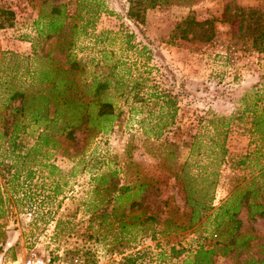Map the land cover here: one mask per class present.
Listing matches in <instances>:
<instances>
[{"label": "rangeland", "instance_id": "rangeland-1", "mask_svg": "<svg viewBox=\"0 0 264 264\" xmlns=\"http://www.w3.org/2000/svg\"><path fill=\"white\" fill-rule=\"evenodd\" d=\"M155 1L139 23L127 15L128 0H0L2 264H20L31 251L61 253L74 264H180L199 246H212L221 237L211 231V220L161 232L170 207L183 211L175 173L189 157L193 140L188 168L195 171L198 163L214 159L207 170L218 172L213 206L236 183L253 176L261 180L264 141L252 128L251 111L264 103V0ZM60 4L70 23L63 29L70 33L67 40L73 39L70 48L64 35L46 38L37 32L42 28L38 16ZM237 7L244 9L242 14ZM187 18L212 19L213 37L192 38L198 27L189 26ZM34 51H51L62 61L69 55L81 61L75 70L81 78L107 81L101 93L112 102L114 118L105 132H87L83 124L72 136L55 133L57 147L42 145L28 154L40 130L36 125H27L15 144L8 139L4 131L12 125L7 113L17 101L5 105L4 97L27 82L21 71L31 64ZM90 94L84 93L85 98ZM220 116L225 119L217 120ZM222 123L228 152L217 157L209 149L211 130ZM247 153L248 159L238 164V156ZM128 162L133 165L126 168ZM106 174L107 182L96 178ZM145 180L150 189L141 206L123 208L130 213L124 220L136 226L121 231L113 216L121 213L114 199L121 192L112 191L113 184ZM153 211L159 213L158 223L146 219ZM238 218V233L254 236L250 246L218 255L214 264L260 256L264 216L250 219L243 207Z\"/></svg>", "mask_w": 264, "mask_h": 264}, {"label": "trees", "instance_id": "trees-1", "mask_svg": "<svg viewBox=\"0 0 264 264\" xmlns=\"http://www.w3.org/2000/svg\"><path fill=\"white\" fill-rule=\"evenodd\" d=\"M128 2L127 15L139 23L144 22L146 8L156 4L155 0H128ZM64 7L63 4L51 5L48 12L40 14L36 22L42 28L38 29L37 32L38 36L44 34L46 38L53 35L59 38L64 35V44L70 48L73 39L67 40L70 33L63 31L70 24L66 21L67 16L64 14ZM236 9H239L241 14L244 11L240 7ZM7 13L12 15L11 10H7ZM185 21L191 27H198V29H193L192 38L208 41L213 37L212 19L194 21L192 18H187ZM88 23L89 21L86 22V24ZM68 29L72 31L71 28ZM182 36L186 38V32ZM63 51L64 49L59 52ZM29 59L31 64L26 65L21 71L27 76V82L22 83L19 88L12 85L13 88L8 90L4 97L5 105L17 101V105H11L7 113V121L11 123L12 129L10 132L9 129L4 131L13 144L16 143V139L21 136L20 132H23L27 125H36L40 129L35 143L27 149V154L30 151H37L42 145L51 148L57 147L60 142L55 137V133L72 136L73 132L83 124H86L84 129H87V132L91 129H95L97 132H105L111 126L114 118L112 102L107 96L103 97L101 93L107 86L106 80H99L94 77L87 81L85 78H81V72L75 71L82 65L81 61L69 55H66V60L62 61L54 57L51 51L46 53L34 51ZM4 82L5 85L9 81ZM87 92H91V94L86 99L84 93ZM168 102L171 101L168 100ZM213 119H215V115L208 119L210 124ZM223 119H225L224 116L217 117V120ZM251 119L253 130L264 141V103L253 108ZM211 131L214 138L211 139L209 149L217 157L219 155L225 156L228 152L226 148V123H222L221 128L212 127ZM194 147L195 142L193 140L188 147L189 157L184 158L179 166L180 171L175 173V179L180 184L183 194V211L180 214L178 208L170 207L166 211L167 216L163 219L161 232L169 233L179 229H187L196 223L202 225L205 221L211 220L213 226L211 231L218 232L221 238L217 239L212 246H199L191 256L182 259L180 264H214V257L218 255L227 256L230 251L236 250L237 247L240 250H246L250 246L249 243L254 236L247 232L238 233L242 223L238 214L244 207L250 219H254L256 216H264V165L260 166L259 170L261 180L256 182V178L253 176L247 182L236 183L229 196L218 206H213L212 201L218 172L215 169L210 171L207 169L214 162V159H211L208 164L198 163L195 171H193V169L188 168V165L191 164L190 156L192 155L190 154L193 153ZM238 157V164H243L249 156L247 153ZM219 162L216 159L217 165ZM131 165L133 163L128 162L126 168L131 167ZM115 171L113 170L112 173ZM135 171H138L137 166ZM96 178L101 179L102 183L107 182L108 179L107 174ZM115 189L121 192L114 195V199L120 201V206H122L120 215L118 216L117 213L113 215L117 218L118 228L123 231L124 228L130 226L135 227V223H128L124 220L130 213H124L123 208L141 206L140 199L144 198L145 193L150 189V183L145 180L133 185L113 184L112 191ZM164 203L167 204L168 201ZM158 214L157 211L151 212L146 217L147 221L158 223ZM180 218L184 220L179 221ZM260 247V256L244 258L241 263L264 264V244ZM171 250L175 252L176 249L173 246ZM241 263L239 261L237 264Z\"/></svg>", "mask_w": 264, "mask_h": 264}, {"label": "built area", "instance_id": "built-area-1", "mask_svg": "<svg viewBox=\"0 0 264 264\" xmlns=\"http://www.w3.org/2000/svg\"><path fill=\"white\" fill-rule=\"evenodd\" d=\"M3 252L0 250V264H2ZM16 261L11 264H15ZM20 264H74L70 260L64 259L61 253L53 254H38L36 252H30L24 257Z\"/></svg>", "mask_w": 264, "mask_h": 264}]
</instances>
